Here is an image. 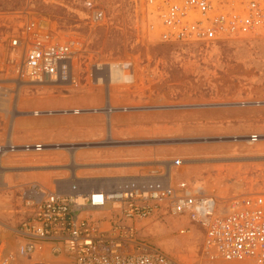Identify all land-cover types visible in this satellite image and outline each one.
<instances>
[{
  "label": "built area",
  "instance_id": "obj_1",
  "mask_svg": "<svg viewBox=\"0 0 264 264\" xmlns=\"http://www.w3.org/2000/svg\"><path fill=\"white\" fill-rule=\"evenodd\" d=\"M134 1L142 8L144 29L155 32L160 41L214 45L264 32V0ZM103 19V12L97 9L90 16V24H99ZM82 52L81 41L67 32L53 31L41 20H27L0 36V102L5 100V105L0 104L2 174L21 171L17 169L22 165L12 161L101 157L100 152L83 153L85 144L110 145L115 141L109 131L111 115L140 108L112 104L107 87L133 82L130 61L93 59L88 74L104 85L100 92L107 106L103 111L97 105L100 109L93 112L101 118L98 122L104 128L102 137L93 141L55 138L40 129L45 124L37 126L30 122L31 128L25 131L23 125L30 119L74 115L73 109H80L78 105L50 108L20 101L45 95L50 90L44 87L75 85ZM111 68L124 78L112 80ZM190 107L254 110L249 128L231 138L245 145L248 141L253 151L264 145V93L241 95L230 101L159 106ZM246 153L243 150L237 156L246 158ZM26 166L32 171L42 169L36 164ZM98 178L102 182L87 189L79 185L77 192L72 193L61 190L58 182L62 180L21 184L15 210L18 219L8 225L0 217V264H42L56 259L63 264H185L143 240L139 232L141 221L157 214L198 223L203 229L204 251L211 259L264 264V192L220 200L205 194L203 187L191 180H177L165 166L160 170ZM185 231L179 229L180 233Z\"/></svg>",
  "mask_w": 264,
  "mask_h": 264
},
{
  "label": "rangeland",
  "instance_id": "obj_2",
  "mask_svg": "<svg viewBox=\"0 0 264 264\" xmlns=\"http://www.w3.org/2000/svg\"><path fill=\"white\" fill-rule=\"evenodd\" d=\"M101 10L104 19L91 25L93 11ZM142 8L134 0H0V36L27 20H41L55 32H67L82 43L78 81L66 87L52 86L45 95L21 98L30 106L61 108L74 105V115L28 120L55 138L93 141L104 128L100 116L91 115L90 106L100 105L104 85L89 76L93 59L130 61L134 80L107 85L110 100L116 105L140 108L111 115L110 145L90 143L87 154L93 159L80 174L107 176L143 173L148 170L172 171L177 180H191L205 194L230 199L247 193L264 192V145L253 151L250 145L232 141L233 134L245 132L252 122L248 109L190 107L159 108L178 103L199 104L230 101L250 94L264 93V32L219 41L214 45L199 42L160 41L155 32L144 29ZM120 73L112 69V76ZM69 86V87H68ZM62 90V91H61ZM52 92V93H51ZM75 116V117H74ZM3 121L0 118V129ZM98 124V126H96ZM221 136V137H220ZM203 138V139H202ZM218 138V139H217ZM164 139V140H163ZM188 139V140H187ZM245 150L246 158L237 153ZM88 160V161H87ZM67 161L43 159L12 161L22 165L15 173L0 169V217L8 225L15 215L17 190L29 181L67 182ZM27 164L39 165L32 171ZM4 161H0V168ZM21 167V166H20ZM57 183V182H56ZM143 240L179 258L185 264H224L211 259L203 247V229L186 218L157 214L141 221ZM186 229L180 233L179 229ZM168 248H165L168 245ZM46 262V261H45ZM43 261L42 264H47ZM227 264V263H225ZM228 264H240L229 263Z\"/></svg>",
  "mask_w": 264,
  "mask_h": 264
},
{
  "label": "bare ground",
  "instance_id": "obj_3",
  "mask_svg": "<svg viewBox=\"0 0 264 264\" xmlns=\"http://www.w3.org/2000/svg\"><path fill=\"white\" fill-rule=\"evenodd\" d=\"M118 74L119 75L116 76L117 78H114L112 76V68L110 69V77H111L112 80H121V79L124 78L121 73H118ZM105 85H106V82H105ZM103 100H104V97H103ZM103 102L104 101H102V103L100 105L102 106L101 109L103 111H105L107 106ZM0 104L1 105H5V100H1ZM89 108L92 110L91 115H94L93 112H95L96 110L100 109L99 106H97V105L90 106ZM50 118H53V117H50ZM47 119H49V116L41 117V118H38L37 120L45 121ZM109 121H111V118L109 119ZM110 125H111V123H110ZM233 140H235V139H233ZM246 143L250 144L248 141H246ZM92 147H93V145L89 144V142H88V143L85 144L84 149L89 148L90 150H87L88 153H92V151H93V149H91ZM83 153L87 154V152H84V150H83ZM89 155H91V154H89ZM86 159L89 160V159H93V158L87 157ZM66 164H68V166H69V171H68V177L69 178H68L67 182H64V183L61 184V190L62 191L64 190V191H67V192H70V193L77 192L76 189L77 188L79 189V187H78L79 185H83V187H85L87 189V188L93 186L94 184H97L98 182H102L101 178H98V177H104V176H93V175H90V174H80L81 170H78L79 165H82V167H84L87 170L89 168L88 166L90 165V163H86V162L82 163V162H78L77 160H72V161H67ZM2 171H3V169H2ZM196 185L200 186L199 184H196ZM77 197H78L77 199L81 200L80 195H77ZM169 246H171V245L169 244L165 248H168ZM225 263L228 264V262H225ZM229 263H232V262H229ZM47 264H63V263H60L59 260L56 259V260L50 261Z\"/></svg>",
  "mask_w": 264,
  "mask_h": 264
}]
</instances>
